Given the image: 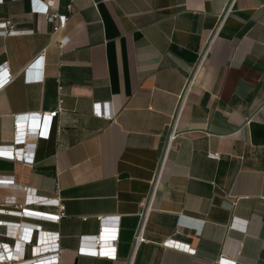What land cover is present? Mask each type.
Instances as JSON below:
<instances>
[{
  "label": "crops",
  "instance_id": "obj_1",
  "mask_svg": "<svg viewBox=\"0 0 264 264\" xmlns=\"http://www.w3.org/2000/svg\"><path fill=\"white\" fill-rule=\"evenodd\" d=\"M36 2L0 0V84L14 76L0 89V151L22 154L0 157L11 180L0 184V254L19 226L38 227L57 235L58 264H129L158 177L132 264H264V0H237L226 16L168 152L179 97L229 0ZM42 2L68 17L65 29L40 31ZM59 99L50 136L38 138L39 113ZM59 205L55 223L19 214ZM103 228L117 232L98 246L115 260L81 252ZM169 239L193 252L162 246ZM34 245L21 246L24 260Z\"/></svg>",
  "mask_w": 264,
  "mask_h": 264
},
{
  "label": "built area",
  "instance_id": "obj_2",
  "mask_svg": "<svg viewBox=\"0 0 264 264\" xmlns=\"http://www.w3.org/2000/svg\"><path fill=\"white\" fill-rule=\"evenodd\" d=\"M237 0H229V4L227 6V9L225 11V14L223 15V17L220 19L219 23L217 24L215 30L213 31V34L211 36V39L209 40L206 48L200 53L198 61L194 67L193 73L191 75V77L187 80V83L185 85V88L183 90V94L179 97V104L177 106V111L176 114L173 116L172 118V122L170 125V133L168 136V140H167V145H166V149L165 152H168L170 145L172 143V141L174 140V138L176 137V131H177V124H178V120H179V116L181 113V110L185 104L186 101V96L187 94L190 92L191 87L194 85L195 81H196V77L199 73V71L201 70V68L204 66L206 60H207V56L208 53L210 51V47L211 44L213 42L214 37L217 35V33L219 32V30L221 29L224 20L226 18V16L232 11L234 4ZM31 3L33 4V6H35V4L37 3L36 0H31ZM68 11L71 10V7L68 6L67 7ZM33 12L35 14H37L40 18H42V28L40 31L42 32H47V28L49 25L52 26L51 28V33L52 34H56L57 32L65 29L66 25H67V21H68V17L65 15H60L57 12V7L54 6V4L52 2L50 3H46V2H42V8L38 9V8H33ZM9 24H2L1 27H3L2 29L4 30L3 34L7 35H11L15 33V30H13L11 27H8ZM68 38L64 37L58 44L59 48H63L64 44L67 42ZM44 58V52H41V54L33 61H41ZM32 62V63H33ZM3 71L5 72L6 70V66H2ZM14 79V76L10 75L9 73H6V79L5 81L0 84V89H2L4 86H6L7 84H9L10 82H12ZM42 78H38L37 80H29L27 78L28 82H33V81H40ZM59 90H61V87H59ZM61 100L59 99L58 101V105L57 108L52 111V112H42L39 113L38 115V119L39 120H44V124L40 130V133L38 134L36 132V136L39 138H48L50 136L51 130H52V124H53V119L60 114V112L62 111L61 108ZM100 107L101 104H95L94 105V112L96 113V115L100 118H104L106 120H111L113 117V113L110 109H108L105 113H101L100 112ZM59 132V130H58ZM17 134H19V131L17 132ZM21 139L19 138V136L17 137V143L20 142ZM0 157L1 158H6V159H10V160H19L22 159V154L18 151V150H11L10 153H2L0 151ZM208 158L213 159V160H218L219 159V155L218 154H214V153H209L208 154ZM11 182V180L6 179V178H2L0 179V184L1 183H9ZM158 185V177H156V179L154 180L153 186H152V192L150 194V196L147 198V200H144L141 203V206L143 208V212L140 213V217H141V222L138 226V229L136 230L134 237H133V243H132V254L129 260V264H132V261L134 259V256L137 252L138 247L140 246V244H142L143 242H145V237H144V228H145V224L148 218V215L150 213V204H151V200H152V196L155 192V189ZM59 213L58 214H45V213H40V212H36V211H30V210H23L21 213H19L23 218H33V219H40L41 216L48 218V221L51 223H55L57 222L62 216H63V206L59 205ZM49 215V216H47ZM117 238V232L114 229H110V230H106L103 228V231L101 232L100 237H96L94 239L95 242V246L96 248H82L81 252H84L86 254L89 255H93L96 257H101V258H105V259H109V260H115V251L113 250H104L101 247H98L99 245H101L104 241L107 240H111V239H116ZM16 239H17V245L15 247H13V250L9 251V247L4 246V251L0 254V264H58V253L54 252L57 248L55 247L56 243L55 241L58 239L56 234H46V233H41V231L39 230L38 227H35L34 230L27 228V227H23V226H19L18 227V233L16 234ZM33 239L35 240L36 245L31 247V257L30 259L24 260V256L21 252L22 250V245H31V243L33 242ZM39 242H42L43 245L40 247H37V244H39ZM49 243V244H47ZM162 246H167L169 248H175L178 250H182L185 252H193L192 250H190V248L188 246H184L182 244L173 242L172 240H166L165 242H163ZM43 253V254H42Z\"/></svg>",
  "mask_w": 264,
  "mask_h": 264
},
{
  "label": "clouds",
  "instance_id": "obj_3",
  "mask_svg": "<svg viewBox=\"0 0 264 264\" xmlns=\"http://www.w3.org/2000/svg\"><path fill=\"white\" fill-rule=\"evenodd\" d=\"M37 133L39 134L40 133V130H37Z\"/></svg>",
  "mask_w": 264,
  "mask_h": 264
}]
</instances>
